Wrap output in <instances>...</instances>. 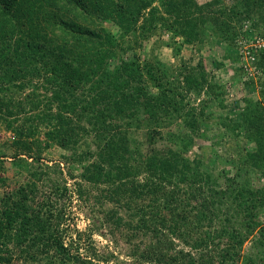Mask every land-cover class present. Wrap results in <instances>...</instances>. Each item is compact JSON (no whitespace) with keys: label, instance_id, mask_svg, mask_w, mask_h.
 <instances>
[{"label":"trees","instance_id":"obj_1","mask_svg":"<svg viewBox=\"0 0 264 264\" xmlns=\"http://www.w3.org/2000/svg\"><path fill=\"white\" fill-rule=\"evenodd\" d=\"M234 21L263 28L264 0H0V124L29 153L28 139L44 122L50 126L44 137L79 169L78 178L69 176L73 188H68L58 164L55 179L46 175L48 166L43 172L30 166L33 181L43 183L46 176L48 192L33 183L0 200V264H111L93 246L92 228H69L63 207L56 208L57 201L71 198V189L79 199L87 197L86 186L102 187L93 199L113 206L106 212L112 229L141 239L131 248L130 264H264L259 220L264 190L215 188L199 159L183 157L189 141L160 130L190 115L184 123L194 131L195 111L184 110V97L203 92L222 104L224 90L208 78L200 61L180 67L168 80L149 60L117 55L126 36L135 43L156 22L183 44L201 42L210 31L231 47L238 35L247 34L235 29ZM104 22L116 27V35L104 31ZM228 50L224 59L235 61ZM250 51L256 59L253 73L260 77L244 84L258 88V98L244 99L231 129L250 146L244 161L264 171V46ZM33 81L45 92L44 111L15 125L28 105L41 106L34 93L18 97ZM137 129L144 131L142 141L130 138ZM87 136L93 148L82 147ZM31 158L41 162L39 156ZM228 201L231 206L225 208ZM235 217L241 218L243 231L232 222ZM253 233L252 247L260 258L241 254ZM174 239L189 250L177 248Z\"/></svg>","mask_w":264,"mask_h":264},{"label":"rangeland","instance_id":"obj_2","mask_svg":"<svg viewBox=\"0 0 264 264\" xmlns=\"http://www.w3.org/2000/svg\"><path fill=\"white\" fill-rule=\"evenodd\" d=\"M224 3L225 5L229 4L227 1H224ZM233 26L237 30L241 29L242 32L246 31L247 34L238 35L235 43L228 47L223 40L210 31L205 32L201 42L183 44L180 38H172V34L164 29L162 24L156 22L152 30L148 31L145 37L139 36L135 43L134 38L126 36L117 48V55L124 60L132 58V55H136L140 62L149 60L166 75L168 80L176 78L180 67L195 66L200 61L208 78L224 90L225 93L220 96L222 104L214 96L206 95L203 92L197 96L188 93L184 97L186 106L184 110L194 109L193 119L196 120V129L194 131L189 130L184 122H188L191 117L190 115H184V117L171 120L167 126L161 127L160 130L171 132L177 135L178 138L182 137L181 142L189 141L185 152L182 153L183 157L190 160L199 159L201 170L206 172L209 181L212 182L215 188L230 190L236 187H245L252 191L260 188L264 190V171L252 169L244 161L246 150L250 146L242 138L236 136L231 129L234 122L239 119V109L244 106V99L258 98V88L255 86L247 87L244 82L245 79L249 78L258 81L260 77L258 72L253 73L255 57L253 54L250 55V49L255 51L263 48L264 26L262 28L259 25L260 28H256V31L250 27L248 21L241 22V24L234 21ZM241 26L242 28H240ZM102 27L104 31L116 35L117 29L113 24L104 22ZM120 48L124 50L121 51ZM225 48L229 49L228 52L232 57H237L235 61L224 59ZM115 61L116 59L111 60L112 63H115ZM217 63L220 65H216ZM240 67L242 70L238 69ZM37 83H34V81L29 83L30 85L26 86L23 92L20 95L18 94V97L24 100L26 94L34 93L37 99L42 100L41 106L38 109H32L28 105L25 112L19 115L20 119L15 125L22 124L24 117L44 111L45 97L42 96L45 92ZM151 92H155V89L152 88ZM24 124L26 125L27 122ZM49 128L50 126H46L44 122L36 124L34 136L28 139V142L32 145V151L28 153L13 143L16 137L12 130L0 124V200L12 194L20 186L27 189L31 188L30 186L33 183L42 193L48 192L49 187L45 181L46 176L43 175V183L42 181H33L34 179L30 177V166L42 172L46 169L45 165L48 166L49 169L46 170V175L55 179L60 177L58 174L59 169L53 170L58 164L65 177L66 186L73 188V179L70 180L69 176L72 175V177L78 178V166L63 159L67 152L44 137V132ZM143 134V129L132 130L130 138L131 140L142 141ZM185 135L190 137L185 139ZM178 138H176L177 141ZM84 140L86 143L82 144L83 148L86 147V144L90 145V148L94 147L91 136L84 137L82 141L84 142ZM34 141L39 143L33 145L31 142ZM37 146L41 150L40 154L37 152ZM144 146V144L141 145L142 149ZM32 156H39L41 162L33 161ZM143 178L144 176L140 175L138 181L142 182ZM86 187L89 193L83 199H79L71 189L69 200L67 197H63V199L57 201L56 208L63 207L67 216L64 222L65 225L74 230L91 227L93 246L106 261L111 264H130L128 256L132 251L131 248L137 245L141 239L132 237L130 241L123 230L112 229L106 221V212L112 210L113 206L104 199L102 201L97 200V203L93 199V195L100 194L102 187L96 189ZM230 206V201H228L225 208ZM119 210L123 216H126V212H128L126 209L120 208ZM262 211L259 220L264 223V207ZM227 214L230 215L231 210H228ZM240 219L238 217L231 219L232 222L236 223L237 228L240 227ZM240 228L243 231L244 227ZM254 235L253 233L244 242L241 254L260 258L263 255L259 254L258 251L256 252V249L252 247ZM174 244L177 248L189 250L188 246L177 239H174ZM140 263L155 264L153 261L145 263L140 261ZM16 264H20V262Z\"/></svg>","mask_w":264,"mask_h":264},{"label":"built area","instance_id":"obj_3","mask_svg":"<svg viewBox=\"0 0 264 264\" xmlns=\"http://www.w3.org/2000/svg\"><path fill=\"white\" fill-rule=\"evenodd\" d=\"M261 39V38H260Z\"/></svg>","mask_w":264,"mask_h":264}]
</instances>
